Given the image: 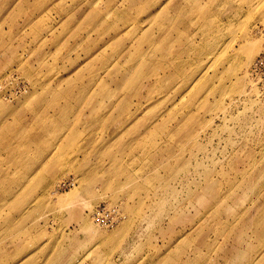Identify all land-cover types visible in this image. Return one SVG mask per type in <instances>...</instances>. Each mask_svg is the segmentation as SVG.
<instances>
[{
  "label": "rangeland",
  "instance_id": "obj_1",
  "mask_svg": "<svg viewBox=\"0 0 264 264\" xmlns=\"http://www.w3.org/2000/svg\"><path fill=\"white\" fill-rule=\"evenodd\" d=\"M263 49L264 0H0V264H264Z\"/></svg>",
  "mask_w": 264,
  "mask_h": 264
},
{
  "label": "built area",
  "instance_id": "obj_2",
  "mask_svg": "<svg viewBox=\"0 0 264 264\" xmlns=\"http://www.w3.org/2000/svg\"><path fill=\"white\" fill-rule=\"evenodd\" d=\"M250 77L256 84V87H258L259 90L261 89L262 92H264V49L257 56L253 64L250 70ZM106 208L107 206H104L103 208L99 207V209L97 210V216L99 217L100 215L107 213V211L105 210H107L108 208ZM112 213L116 215V213H118V210L112 209Z\"/></svg>",
  "mask_w": 264,
  "mask_h": 264
},
{
  "label": "bare ground",
  "instance_id": "obj_3",
  "mask_svg": "<svg viewBox=\"0 0 264 264\" xmlns=\"http://www.w3.org/2000/svg\"><path fill=\"white\" fill-rule=\"evenodd\" d=\"M75 195H76L75 193H71V194H68L67 196H64V197L62 198V200H61V201H63L62 203L67 202V201H69L70 199L74 198Z\"/></svg>",
  "mask_w": 264,
  "mask_h": 264
}]
</instances>
